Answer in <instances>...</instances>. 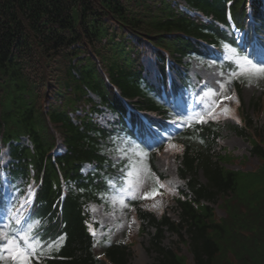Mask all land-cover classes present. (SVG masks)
<instances>
[{"label":"trees","instance_id":"1","mask_svg":"<svg viewBox=\"0 0 264 264\" xmlns=\"http://www.w3.org/2000/svg\"><path fill=\"white\" fill-rule=\"evenodd\" d=\"M233 28L248 31L251 40L255 34L264 40L262 2L0 0V152L9 144L12 198L20 191L22 200L24 184L38 189L29 212L18 213L15 199L7 216L3 203L8 199L0 193V230L32 245L31 264H106L105 259L129 264L131 248L111 234L93 235L87 211L89 203L109 206L127 198L141 231L149 234V250L157 254L153 264H186L182 246L193 253L195 264H264V192L239 193L240 173L226 165L231 152L219 149L225 126L200 123L190 104L186 114L177 113L156 87L167 86L171 70L182 100L180 90L186 93L191 86L181 76L183 60L189 58L188 66L193 61L217 64L242 96L249 78L230 75L240 70L224 45L247 55L241 47L249 42L238 47ZM123 101L134 110V128L120 112L114 126H104L103 110L120 106L126 112ZM251 104L260 115L264 86L262 98ZM141 116L171 138L163 134L164 143L155 148L141 143ZM177 116V124L168 123ZM227 127L252 141V155L264 158L258 141H264V124L247 113L243 125ZM169 142L178 145V175L186 188L177 190L174 204L158 217L141 208V200L122 193L145 175L152 182L150 193L164 191L165 175L156 162ZM85 163L93 167L86 174ZM68 182L73 185L62 206L58 200ZM216 206L225 209L220 221L214 219ZM30 212L33 221L21 232ZM167 234L177 240L165 244ZM0 264L10 262L4 257Z\"/></svg>","mask_w":264,"mask_h":264},{"label":"rangeland","instance_id":"2","mask_svg":"<svg viewBox=\"0 0 264 264\" xmlns=\"http://www.w3.org/2000/svg\"><path fill=\"white\" fill-rule=\"evenodd\" d=\"M189 74L190 79L194 83H197V79L199 78L200 80L203 79L204 83L209 85L204 96H202L201 99H198L195 102L199 114L209 109V107L214 106L215 103L217 104L218 108H221V110L223 111L225 108L228 109L232 105L233 100L235 99L229 94V91L232 87L231 82L229 83L227 75L221 72L216 65H199L196 67H192L189 70ZM263 86L264 83L262 81V78H252L249 79V81L243 88V104L245 105V109H248L249 114L252 115L259 124L264 123V116H255L253 112L254 107L252 106L251 101L254 97L256 99L258 98L263 90ZM224 97H232V99H224ZM213 101H215V103H213ZM113 118H115V114L106 113L103 115L101 122L102 124L106 125L105 120H112ZM224 123L229 124L233 122L231 118L227 117L224 120ZM163 132L168 133V131L165 130ZM220 143L222 144L223 149H227L231 152V154L233 153V156H239L242 159H246L248 165H256L258 163L257 158L249 155V151L251 149L250 143L242 137L236 135L229 128L224 127V129L222 130V138L220 139ZM177 149L179 148L176 147L167 150V152L159 156V159L156 162L158 169L166 176L165 185L162 184V186L164 187V192L162 194L166 202L170 205L174 204V198L176 197V188L184 187V181L178 178L177 161H174V155L179 151ZM118 160L119 158H115V161ZM241 163H244V161L242 160ZM241 163L240 160L237 159L235 161H232L229 167L231 169L238 170L240 169ZM262 169L263 166L255 171H250L247 169L241 171V175L239 176V193L245 194L250 191L248 194L243 195L242 197L263 194L264 181L259 180L260 176L262 175ZM1 175L3 176V191L8 194L7 197L9 198L12 196L10 185L8 184V181L5 180L3 172H1ZM139 178H143L144 182L136 190L137 199H140L144 193H150L152 188V182L147 175ZM201 179H203V177H201ZM137 180L138 178L132 184H135ZM248 181H252V184H248ZM123 201V204L112 201L109 206H107L105 203L89 204L88 209L90 211L91 218L93 219V222L98 223V228L96 230L99 231V236H102L104 233H110L118 241L124 239L126 230H132L130 231L129 239L132 237V242L134 243L131 244L132 257L129 260V264H153L157 258V254L149 250V234L143 233L134 235L138 233V231L136 230L139 226V223L135 217L131 216V218H129L127 211L129 198L123 199ZM145 204L152 206L154 209L158 210L163 206V201L160 196H157L154 199H145ZM216 210L218 211V213H220V216L224 215V212L220 207ZM220 216H217V218H220ZM150 231L154 232V230L152 229H150ZM167 237L168 239H165L164 241L165 244H168L170 239L177 240V238L171 237L170 234H167ZM0 238H2V235H0ZM182 253L188 256L190 262L191 256L188 253V248L182 246Z\"/></svg>","mask_w":264,"mask_h":264},{"label":"snow or ice","instance_id":"3","mask_svg":"<svg viewBox=\"0 0 264 264\" xmlns=\"http://www.w3.org/2000/svg\"><path fill=\"white\" fill-rule=\"evenodd\" d=\"M234 39L239 42L244 39V34L234 32L233 33ZM251 44V53L248 55H241L237 52L236 47H230L229 45L225 44L224 48L227 49L228 53L230 54V58L235 59L236 61V68H238L239 74L236 71L230 73L232 76H247L249 79L256 78H264V40H253L250 42ZM240 47L239 43L237 44ZM244 52H248V44L243 46ZM249 55L253 58L250 59ZM255 60V62H254ZM231 81H229L230 83ZM224 99H232V97H224ZM215 103V101H213ZM228 109H224V113H228ZM208 114L211 116V119L215 120L218 117L212 114L211 108L208 110ZM197 118L199 119L200 123H206L203 119V116L197 114ZM181 125L186 124L187 121L180 122ZM168 138H171V133L168 135ZM165 138L159 133L154 132L149 128L146 136L141 139V143H148L150 147L155 148L156 146L164 143ZM170 147H175V145H170ZM179 150V149H177ZM124 173H122L123 175ZM130 176L131 173L128 172L126 174ZM144 182L143 178H138L135 184H129L128 190L124 191L122 195L131 196L132 199H136V190L139 186ZM160 195L158 189L153 190L151 193H144L141 198L148 199V198H155V196ZM31 196V194H29ZM15 203L14 198H9L8 200L4 201L3 207L5 210V215L8 214L9 207ZM121 204L124 203L123 200L120 201ZM31 205V199L26 198L20 205L21 208H27ZM155 206V205H154ZM34 213H29L24 224L21 225L20 231H24L26 227L33 221ZM16 222L19 223V219L15 218ZM4 225L0 224V228H3ZM0 235L3 236V239H0V258L6 257L10 264H31V256L35 252V249L32 247L31 244L27 242V240L22 237L18 236L17 234L10 235L8 232H0ZM95 235V233H93ZM21 241L24 243V247H21Z\"/></svg>","mask_w":264,"mask_h":264},{"label":"clouds","instance_id":"4","mask_svg":"<svg viewBox=\"0 0 264 264\" xmlns=\"http://www.w3.org/2000/svg\"><path fill=\"white\" fill-rule=\"evenodd\" d=\"M212 64H214V63H211V65H212ZM214 65L217 66V64H214ZM203 66H204V65H203ZM217 68L219 69L218 66H217ZM219 70H220V69H219ZM220 71H221V70H220ZM221 72H222V71H221ZM224 74H225V73H224ZM225 75H226V74H225ZM174 78H175V77H174ZM172 79H173V78H172ZM198 79H199V78H198ZM198 79H197V80H198ZM190 80H191V79H190ZM231 86H232V84H231ZM231 88H232V92H237L235 87L232 86ZM262 93H263V90H262V92H261V94H260L259 96H262ZM242 99H243V91H242Z\"/></svg>","mask_w":264,"mask_h":264}]
</instances>
